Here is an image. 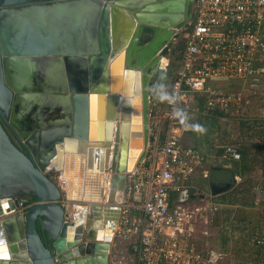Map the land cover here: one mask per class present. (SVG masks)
<instances>
[{"label": "water", "instance_id": "95a60500", "mask_svg": "<svg viewBox=\"0 0 264 264\" xmlns=\"http://www.w3.org/2000/svg\"><path fill=\"white\" fill-rule=\"evenodd\" d=\"M194 1L0 0V264H108L104 230L154 141V77ZM231 184L209 177L210 194Z\"/></svg>", "mask_w": 264, "mask_h": 264}, {"label": "built area", "instance_id": "2783aa9c", "mask_svg": "<svg viewBox=\"0 0 264 264\" xmlns=\"http://www.w3.org/2000/svg\"><path fill=\"white\" fill-rule=\"evenodd\" d=\"M193 9L179 67L169 85L170 99L165 100L164 139L155 156L146 155L126 173L124 190L116 199L120 216L113 235L139 234V257L132 263L111 264H213L221 258L202 253L195 244L197 223L208 237L207 227L218 206L209 192L190 191L191 178L200 175L202 159L193 146L181 142L176 124L181 108L197 102L195 96L202 98L200 112L205 115L238 113L250 96L262 92L258 86L264 73V0H195ZM225 156L238 159L240 155L233 145H226ZM46 173L65 189L56 171ZM233 178L235 183L241 180L239 175ZM105 180L110 187V176L106 174ZM184 190L194 200L169 206V198ZM103 192L106 201L105 185ZM197 196L201 201H196ZM75 209L83 210L84 218L89 215L87 206ZM137 212L146 219L141 228L133 219Z\"/></svg>", "mask_w": 264, "mask_h": 264}, {"label": "trees", "instance_id": "16d2710c", "mask_svg": "<svg viewBox=\"0 0 264 264\" xmlns=\"http://www.w3.org/2000/svg\"><path fill=\"white\" fill-rule=\"evenodd\" d=\"M183 49L184 44L180 48L176 47L172 53L175 69L169 83L179 67ZM260 91L264 92V86ZM195 97L199 108H202V98ZM157 104H163V100L158 101ZM261 106L258 115L252 121L249 120V115L245 111L235 113L233 117L238 119V124L234 127V130L239 133L237 138L231 141L225 139L223 147L217 146V155L223 154L226 145H233L239 152L238 159L226 157L223 162L230 169L232 177L239 175L241 180L238 183L233 181L232 190L211 198L213 203L236 205L234 210H229L227 229L222 228L220 209H217L212 216L211 225L213 229L220 232L221 238L223 236L221 239L222 248L228 252L225 253L224 258L222 257L223 259L220 258L213 264H264V207L256 208L257 205L254 201L255 187L259 180L264 178V102ZM229 114L231 113L212 111L202 115L200 112L201 119L198 123L204 127L208 135L218 133L220 131L218 115L230 116ZM165 129L166 121L163 132ZM261 191L263 193V190ZM262 200L264 201V198ZM232 212L234 215L230 216ZM230 243L233 245H229Z\"/></svg>", "mask_w": 264, "mask_h": 264}, {"label": "rangeland", "instance_id": "374dc122", "mask_svg": "<svg viewBox=\"0 0 264 264\" xmlns=\"http://www.w3.org/2000/svg\"><path fill=\"white\" fill-rule=\"evenodd\" d=\"M179 37H181V35H179ZM178 38V37H177ZM183 38V37H182ZM176 40L172 41V43L170 44V48H169V53L168 55L163 59L164 62V67L167 68V72H168V76L172 77L173 72H174V55L172 54L173 51L176 48ZM183 44H184V40H182ZM168 63V64H167ZM169 82L168 85H166V88L164 90H166L169 93ZM231 87V85H229ZM264 86V73L262 74V76H260V83L258 88L261 90V87ZM159 91V90H158ZM248 92L246 91L244 94H247ZM154 98H156L157 100H159V96L154 95ZM250 101L248 102L247 106H245V108L242 109V111H245V113L247 112V114L249 115L248 118L250 121L253 120V118H255L258 113H259V109L262 107V103L264 102V92H261L259 95H255V96H250ZM164 101V100H163ZM254 102V103H253ZM202 108H199L198 103L196 101H194L193 103H191L190 106L188 107H182L181 111H180V117L178 119L179 121V125H180V129L182 126H184L185 128L189 129V130H181L180 131V138L182 142H186V143H192V136L191 135H195L196 138L199 141H203V143H201L199 146V150L203 153L206 154V156H208V160L206 161V168L208 169V174L210 175V169L209 166H215L217 163V160L215 159L216 156V150L217 146H223L225 139H227L228 141L234 140L237 138L238 136V132L234 130V127L238 124V119H236L235 117H233V115H235V113H231L229 114L230 116H220L218 115V120H219V125H220V131L218 133H210L209 135L206 133V131L204 132H200L197 129H194L192 127V125H199L198 121L199 119H201L200 111ZM165 104L162 105V107L159 109V111L156 110V112L153 114L156 116V120H157V127L159 129V132H163L164 130V126H165ZM241 111H239L238 113H240ZM244 113V112H243ZM246 114V115H247ZM167 124V122H166ZM193 131V134H190L189 132ZM222 133V134H221ZM224 133V134H223ZM199 143V142H198ZM199 172V171H198ZM208 175V176H209ZM207 176V177H208ZM202 177V181L197 183L196 185H192V187L198 188L200 192L203 193H208L209 188L207 186V184H205V182L207 183V178ZM62 182V180H61ZM203 183V185H202ZM232 190V189H231ZM264 191V184L262 185L261 182L258 183L255 187V193H257L258 195V202H256V208L257 207H264V201L262 200V191ZM263 203H262V201ZM196 201L199 202L201 201L199 199V197H196ZM81 203V202H79ZM260 210V209H259ZM215 213V212H214ZM210 216V215H209ZM200 217V216H199ZM198 219V217H197ZM191 227V226H190ZM202 226L200 223H197L196 226V233L198 235V239H203L204 235H202V233L200 232V230L202 229ZM207 231L210 233V235L207 237L206 239L208 241V243H206V245H212L211 243L213 242V248L215 250L221 251L222 250V241H221V237H220V232H218L216 229H213L212 225L207 227ZM121 237H119L118 235L116 237H114L113 240V247L117 248L118 247H123L124 243L121 242L120 240ZM213 239V241H212ZM229 245H233L232 243H230ZM215 246V247H214ZM231 247V246H230ZM119 250V249H118Z\"/></svg>", "mask_w": 264, "mask_h": 264}, {"label": "crops", "instance_id": "0c3cea01", "mask_svg": "<svg viewBox=\"0 0 264 264\" xmlns=\"http://www.w3.org/2000/svg\"><path fill=\"white\" fill-rule=\"evenodd\" d=\"M163 65H164V62H163ZM162 65V66H163ZM170 85V84H169ZM160 101L157 100L156 98H152L151 101H150V105H149V114H150V123H151V127H152V133L154 134V141H153V144L152 146L148 147L147 148V156L149 155H153L155 156L156 155V150L158 148V146L162 143L163 139H164V134H165V131L163 132V134H161L159 132V129L157 127V120H156V116L153 115L156 110L159 111V109L162 107L163 104H165V100L163 101V104L161 105H158L157 102ZM203 105V103H202ZM179 121L177 122V126H178V132L180 134V131L181 130H189L187 128H185L184 126L181 127L180 129V125L178 124ZM190 134H193V131H190L189 132ZM192 136V143H184V145H191L194 147V149H196V151L200 154L201 156V159H202V163L200 165V175H195L191 178V187L190 189H197L199 190L198 188H195V187H192V185H196L197 183L201 182L203 179L202 177H207L209 174H208V169L206 168V161L208 160V156H206V154H203L199 148H200V144L203 143V141H199L196 136L193 134L191 135ZM181 139V138H180ZM199 142V143H198ZM223 147V146H222ZM217 148V147H215ZM226 158V156L224 157V151H223V154L222 155H217V152H216V156H215V159L217 160V163L215 166H209V169H210V175L206 178L207 179V183L205 182V184H207L208 188H209V177L214 180L215 182H217L218 184H220V180H219V176L223 175L224 173L225 174H228L231 176V181L233 183L234 181V178L232 177V173L230 171V169L228 168L227 165L224 164L223 160ZM201 172H203V175H201ZM206 173V175H205ZM261 182V184L263 185L264 184V178H261L259 180V183ZM203 185V183H202ZM233 187V184H231V187L230 189H232ZM230 189L224 191V192H221L217 195H211V198H215V197H218V196H221L223 195L224 193H226L227 191H229ZM209 191V190H208ZM256 192V191H255ZM210 193V191H209ZM187 197H184V198H181V194L180 193H175L174 195H172V200H171V204L174 206V205H181L182 202L185 203L186 201L187 202H190L191 200H194V198H192V195H187ZM119 198V196H118ZM264 198V191H263V194H262V199ZM120 199V198H119ZM258 199V195L257 193L255 194L254 196V201L255 202H258L259 201L257 200ZM217 206H218V209H220V213H222V215H220L221 219H222V223H223V227L222 228H226L227 227V217L229 216V213L230 211L229 210H234L236 207L235 206H232V205H228V204H217L215 203ZM233 212L230 214V216H233ZM224 217V218H223ZM230 218V217H229ZM133 219L135 222H137L138 226L141 228L142 226H144L146 224V219L141 215L139 214L138 212L137 213H134L133 215ZM227 229V228H226ZM221 235V234H220ZM117 235H115L114 237H116ZM113 237V238H114ZM121 237V236H119ZM221 237V236H220ZM195 238L197 239L196 240V246L198 247V249L204 253V254H207V253H215V254H220L221 255V258L225 257L226 254L225 253H228L227 251L222 250L221 251H218V250H215L213 248V242L211 243L212 245H206V243H208L206 239V237H203V239H198V235L196 233L195 235ZM223 238V236H222ZM221 238V239H222ZM114 240V239H113ZM113 240L111 242V245H110V251H109V259H108V264H111L112 262L114 261H118V260H121L123 262H127V263H132L134 261H136L139 257V253H140V242H139V234H136V233H129V234H126V235H122L121 239L119 240L120 242H123L124 243V246H123V249H120V247H118L119 250H117V248L113 247ZM213 241V239H212ZM215 247V246H214ZM121 253H120V252ZM222 258V259H223Z\"/></svg>", "mask_w": 264, "mask_h": 264}, {"label": "flooded vegetation", "instance_id": "af4514ba", "mask_svg": "<svg viewBox=\"0 0 264 264\" xmlns=\"http://www.w3.org/2000/svg\"><path fill=\"white\" fill-rule=\"evenodd\" d=\"M193 13H194V9L192 8V14H191V19H190V25L188 28L186 29H183L180 33L181 37L178 36V38H176L175 40L177 41L176 43V47H182L183 45V42L182 40H184V35L187 33V31L189 30L190 26H191V21H192V18H193ZM183 37V38H182ZM175 41V42H176ZM168 64V63H167ZM163 77V80H161L160 78ZM170 80V77L168 76V72H167V68H166V71L164 73H161L160 71H158L154 77V82L155 83H163V84H167L168 85V82ZM8 132L10 133V136L12 137V139L17 142V140L15 139L14 137V133L11 131L10 128L6 127ZM219 180H220V184H224V183H227V182H230L231 181V176L228 175V174H223L221 176H219ZM181 194V198H184V197H187L186 194L187 192L184 190V191H181L180 192ZM189 195V194H188ZM24 197V196H23ZM24 198H28V197H24ZM121 243V242H120ZM120 249H123V247H120ZM118 250V249H117ZM120 252V251H119ZM121 253V252H120Z\"/></svg>", "mask_w": 264, "mask_h": 264}, {"label": "clouds", "instance_id": "9594fccd", "mask_svg": "<svg viewBox=\"0 0 264 264\" xmlns=\"http://www.w3.org/2000/svg\"><path fill=\"white\" fill-rule=\"evenodd\" d=\"M161 80H163V77H161L160 78ZM166 88V85L165 84H163V83H156V84H154L153 85V87H152V91H153V94L154 95H157L158 94V96H159V99L160 100H169L170 99V94L166 91V90H164ZM159 90V91H158ZM192 127L194 128V129H197L198 131H200V132H204L205 131V129H204V127L202 126V125H192ZM56 183H58V182H56ZM65 190V189H64ZM75 205V204H74ZM78 205H84V206H87V205H85V204H82V203H80V204H78ZM67 206H68V204H67ZM69 207V206H68ZM88 207V206H87ZM75 209V208H74ZM83 211V210H82Z\"/></svg>", "mask_w": 264, "mask_h": 264}, {"label": "bare ground", "instance_id": "6f19581e", "mask_svg": "<svg viewBox=\"0 0 264 264\" xmlns=\"http://www.w3.org/2000/svg\"><path fill=\"white\" fill-rule=\"evenodd\" d=\"M161 62H162V64H161V66H162V65H163V59H162ZM162 67H164V65H163ZM60 180H62V182L64 181L62 178H61ZM106 182H107V180L104 181L105 191H108V192H109V188H110V187H109V185H108ZM74 204H75L74 208H76V206H77L78 204H80V203H79V202H75ZM79 206H80L82 209L84 208V205H79ZM108 231H109V227H107L106 230H104L103 236L106 237L105 239H108V240H109V239H113V237H112L113 234H112V236H111V233L109 234ZM105 233H107V236L105 235ZM108 234H109V236H111V237H108Z\"/></svg>", "mask_w": 264, "mask_h": 264}]
</instances>
